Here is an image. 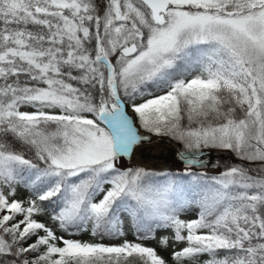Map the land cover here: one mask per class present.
I'll return each instance as SVG.
<instances>
[{"label":"snow or ice","instance_id":"1","mask_svg":"<svg viewBox=\"0 0 264 264\" xmlns=\"http://www.w3.org/2000/svg\"><path fill=\"white\" fill-rule=\"evenodd\" d=\"M0 264H264V0H0Z\"/></svg>","mask_w":264,"mask_h":264},{"label":"bare ground","instance_id":"2","mask_svg":"<svg viewBox=\"0 0 264 264\" xmlns=\"http://www.w3.org/2000/svg\"><path fill=\"white\" fill-rule=\"evenodd\" d=\"M171 145L167 143L154 144L151 146H145L142 150L143 155L137 152L135 159L142 162L144 165L153 167L156 166L159 170L165 166V163L173 164L175 162V157L171 155L169 149ZM176 167H182L181 165H176Z\"/></svg>","mask_w":264,"mask_h":264},{"label":"rangeland","instance_id":"3","mask_svg":"<svg viewBox=\"0 0 264 264\" xmlns=\"http://www.w3.org/2000/svg\"><path fill=\"white\" fill-rule=\"evenodd\" d=\"M173 170H174V169H173ZM83 238H84V239H88L89 237H88L87 234H85V235L83 236ZM128 238H129V239H134V236L132 235L131 232H129V236H128ZM149 243H154V242H149Z\"/></svg>","mask_w":264,"mask_h":264}]
</instances>
